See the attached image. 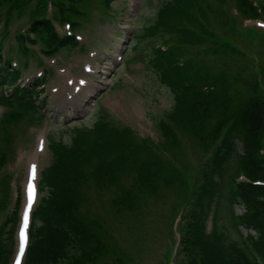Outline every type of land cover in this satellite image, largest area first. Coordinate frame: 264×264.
Here are the masks:
<instances>
[{"label":"trees","instance_id":"obj_1","mask_svg":"<svg viewBox=\"0 0 264 264\" xmlns=\"http://www.w3.org/2000/svg\"><path fill=\"white\" fill-rule=\"evenodd\" d=\"M96 1L103 2L105 9L114 2L52 0L54 15L45 16L46 0H0V22L5 21L0 50L10 36L11 22L25 16L30 19L28 31L37 41L18 35L21 54H30L27 42L44 45L51 55L70 46L75 48L76 40L62 37L55 22L69 21L74 30L80 28L92 15ZM228 1L147 0L154 8V18L144 17L147 25L141 32H134L128 48L134 41L138 44L148 40L153 44L146 67L173 95L171 112L157 123L165 150L161 142L138 136L101 109L93 125L73 128L70 143L51 135L52 161L42 171L44 195L34 213L25 264H128L125 256L112 248L99 218L87 216L93 205L86 194L88 187L116 189L118 194L110 204L121 213L141 211L149 205L148 197L162 189H167L169 196L180 198L174 209L179 211L182 222L185 219L186 227L184 236L181 231L178 264H264V186L252 184L264 182V69L261 78L252 71L249 78L242 76L234 83L208 74L199 67V58L190 54L191 47L198 49L197 46L210 43L208 50L213 53L245 58L241 48L224 38L223 30L229 25L250 37V41H259L254 29L242 30L235 14L226 8ZM233 1L243 19L264 18V0ZM220 11L228 16L227 20L221 18ZM158 40L163 46H157ZM246 59L252 62L253 70L256 58ZM10 62L0 54V106L6 108L0 120V143L5 140L7 144L12 127L25 120L37 122L32 119L34 115L42 121L46 117L42 111L48 106L47 99L37 91L38 84L21 86L20 71L10 68ZM238 86L247 89L244 96L238 94ZM184 135L193 140V150L200 154L195 167L198 176L194 178L189 175L194 167L182 156ZM175 148L181 151V164L178 153L173 152ZM13 155L9 146L0 149V213L5 217L0 228V264L10 263L15 248L13 233L20 200L13 211L6 213L10 186L7 175L2 174ZM241 175L244 180L239 179ZM127 176L131 182L124 184ZM225 177L223 187L228 189L229 205L223 216L228 213L230 228L222 223L221 209L217 212L216 207V197L221 196L219 183ZM237 202L244 206L240 217L233 215ZM214 205L213 212H206ZM211 212L214 225L207 234L206 221ZM238 220L249 232L256 233L250 232L245 238L246 247ZM12 222L13 227H9ZM227 228L238 232L239 238H233Z\"/></svg>","mask_w":264,"mask_h":264},{"label":"rangeland","instance_id":"obj_2","mask_svg":"<svg viewBox=\"0 0 264 264\" xmlns=\"http://www.w3.org/2000/svg\"><path fill=\"white\" fill-rule=\"evenodd\" d=\"M210 1L212 3L216 2V0ZM231 4H233V0H229L227 3V5ZM232 8H236V6H230L227 10L233 15L235 12L231 10ZM93 9L89 20L84 21L83 27L78 30V33H86L83 35L87 37V41L80 43L81 46H86V52H80L79 50L61 52L57 58L56 76L52 80L53 68L47 65L48 60H44L45 65H41L40 61L34 59V61H31L29 68H24L23 56L20 53L15 54L17 56L15 60L19 62V67H21L20 70L27 72V80L37 79V74L41 71L40 67H44L46 71L50 70V77L45 83L46 89L41 93L42 98L47 99V109L42 111L46 117L40 121L38 119L39 115H34L32 119L37 122L30 123V121L25 120L18 126L16 125L17 127H12L10 142L7 144L4 140L0 144V148L9 146L12 151L14 150V155L10 158V164L6 168L10 178L12 208L18 189L22 196L21 210L24 208L32 159L34 158L37 162V174L51 164L52 155L48 149L51 135L57 138L62 137L65 143H70L71 138L74 136L72 135L74 127L93 125L100 112L99 106L108 109L107 114L114 117L119 123L132 128L138 136L148 137L157 143L161 142L162 148L165 150V143L162 144L163 136L157 127V123L159 119L166 118L171 112L174 103L173 95L167 87L159 82L156 75L148 69V66L146 67L147 60L152 56L153 44L148 40L140 41L138 44L134 41L128 49L134 31L141 32V28L147 25L146 19L154 18V8L149 5L147 0H115L109 9V11H113L111 15L109 12L106 13L107 9H105L103 2L96 1ZM220 12L221 18L227 20L228 16L222 11ZM27 17L25 16L13 24L12 35L16 29L27 28ZM236 18L241 21L243 26L244 19L239 13ZM248 25H254V23L249 22ZM86 31L92 34L89 40V34ZM223 32L224 38L231 40V43L241 48L247 58H256L252 64L253 70L250 66L252 62L246 57L244 58L239 54L213 53L208 50L211 47L210 43L199 45L197 46L198 49L190 48V54L199 58L196 59L200 62L199 67L206 70L208 74L225 77L234 81V83L240 81L242 76L249 78L252 71L257 78H261L264 69V32L254 29L259 41H250V37H246L240 32L237 33L230 25ZM88 41L90 47H87ZM161 42V40H158L156 42L157 46H163ZM255 42L260 46L257 47ZM13 43L14 40L11 38L7 44L11 45ZM90 52L94 55H90ZM211 53L214 54L213 57ZM120 54L125 55L124 63H117L116 61ZM12 55L11 57H13ZM191 55H188V57L191 58ZM89 62H91L96 74L101 77V82H94L90 90L80 91L74 99L73 97L70 99L73 96V87H70L68 82L72 79L77 82L80 76H84L83 67ZM58 69H63L66 74L61 75ZM215 69H219L218 73L215 72ZM111 78H114L115 82L112 88H110L112 84L106 85L111 82ZM90 80L94 81L92 78ZM59 88L61 89L59 90ZM246 91V88L238 86L237 92L239 95L244 96ZM91 93H96L95 101L100 100L95 108H92V99L88 98ZM43 137L46 138L47 146L45 150L38 153V140ZM181 140L182 156H185L194 167L189 174L190 177L194 178V176H198L195 167L199 164L200 154L193 150L194 143L189 136L184 135ZM173 152L178 153V163L181 164V151L175 148ZM223 179H226V177L222 178L219 183L218 192L221 196L217 195L216 197V207L217 212L221 209L222 223L230 228L231 220L228 213L223 216L225 207L227 208L229 205L226 202L228 189H224ZM224 181L227 182V180ZM122 182L129 184L131 177L127 176ZM86 194L93 201L90 209L91 215L87 216L99 218L108 233L112 248L117 254H123L128 264L131 260L135 264L168 263L174 249V236L171 225L179 215V211L176 212L177 209L174 208L177 207L180 198L177 200L175 197L169 196L167 189H162L155 196L148 197L147 202L149 205L141 211L121 213L113 207L111 208L110 204L111 199L118 194L116 189L97 190L94 187H88ZM43 195L44 192H42ZM9 203H11L10 200ZM214 209L215 205L210 206L206 212L211 210L213 212ZM233 210L234 217H240L244 213V206L237 202L233 205ZM212 212L206 221L207 234L211 232L214 225ZM4 223L5 218L0 216L1 227ZM237 224L240 226L238 228L239 234L242 236L246 247L245 238L250 232H253L254 235L256 233L255 231L249 232L241 225V222ZM20 226L19 217L13 233V243L18 241ZM9 227H13V222ZM180 227L184 236L185 219L181 222ZM228 228L227 230L232 237L238 239V232L230 231ZM179 256H181L180 253ZM179 256L177 264L180 260Z\"/></svg>","mask_w":264,"mask_h":264},{"label":"snow or ice","instance_id":"obj_3","mask_svg":"<svg viewBox=\"0 0 264 264\" xmlns=\"http://www.w3.org/2000/svg\"><path fill=\"white\" fill-rule=\"evenodd\" d=\"M33 173H35V166H33ZM30 188H31V185H30ZM31 203H32V197L30 196V198H29V208L31 207ZM27 228H28V214H27V212H25V215H24V227H23V229L20 232L19 251H20L21 255L24 254L25 245L28 242V237L26 235Z\"/></svg>","mask_w":264,"mask_h":264},{"label":"bare ground","instance_id":"obj_4","mask_svg":"<svg viewBox=\"0 0 264 264\" xmlns=\"http://www.w3.org/2000/svg\"><path fill=\"white\" fill-rule=\"evenodd\" d=\"M32 162H35V159H34ZM33 166H35L34 163H32V167H33ZM26 212H27V213L30 212L29 202L27 203V210H26ZM20 261H21V257H18L17 260H16V262H17V263H20Z\"/></svg>","mask_w":264,"mask_h":264}]
</instances>
